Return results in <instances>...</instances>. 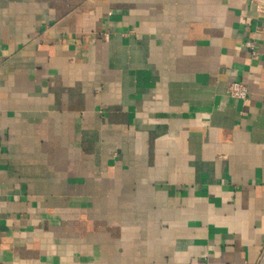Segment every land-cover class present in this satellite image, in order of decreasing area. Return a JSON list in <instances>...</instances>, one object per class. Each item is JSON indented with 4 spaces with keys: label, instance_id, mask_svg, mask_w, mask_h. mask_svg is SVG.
<instances>
[{
    "label": "crops",
    "instance_id": "1",
    "mask_svg": "<svg viewBox=\"0 0 264 264\" xmlns=\"http://www.w3.org/2000/svg\"><path fill=\"white\" fill-rule=\"evenodd\" d=\"M0 264H264V0H0Z\"/></svg>",
    "mask_w": 264,
    "mask_h": 264
},
{
    "label": "built area",
    "instance_id": "2",
    "mask_svg": "<svg viewBox=\"0 0 264 264\" xmlns=\"http://www.w3.org/2000/svg\"><path fill=\"white\" fill-rule=\"evenodd\" d=\"M245 44L254 53L253 43L250 41H247L245 42ZM227 94L231 98H237L245 102L248 96V86L246 83L242 81L232 80L227 85Z\"/></svg>",
    "mask_w": 264,
    "mask_h": 264
}]
</instances>
